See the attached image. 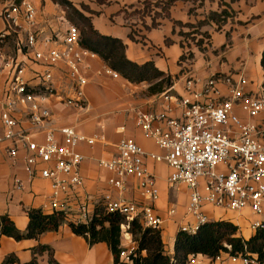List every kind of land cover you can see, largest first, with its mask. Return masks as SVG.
<instances>
[{"label": "crops", "instance_id": "crops-1", "mask_svg": "<svg viewBox=\"0 0 264 264\" xmlns=\"http://www.w3.org/2000/svg\"><path fill=\"white\" fill-rule=\"evenodd\" d=\"M30 2L37 10L38 28L44 37L62 39L69 25L65 11L53 0H0V32L6 29L1 19L4 7L9 2ZM84 15L91 17L94 29L101 35L121 40L125 45L126 58L137 64L152 63L171 80V85L160 79L150 83L134 84L123 77L114 78L104 72L107 64L97 56L85 57L81 71L87 80L84 88L85 107L77 109L66 106L57 99H50L46 106L56 128L73 127L77 133L96 139L93 145L81 144L77 152L83 156L79 174L83 185L75 189L69 199L70 221L79 217L78 202L86 199L91 211L102 205L104 196L114 200L146 204L138 183L133 178L124 181L120 191L109 184L113 173L100 167L101 161L118 156V144L131 139L146 153L163 156L166 151L153 139L145 137L136 124V110L161 116L153 127L166 130V121L181 119V97L187 95L186 81L193 78L197 89L211 77L218 80L219 101L230 98L231 85L240 77L246 79L244 96H255L264 87V69L261 66L264 52V0H179L167 7V0H67ZM156 26H153V24ZM23 35L9 33L0 45L6 58L17 56V42ZM47 51L44 47H38ZM22 59V58H21ZM26 62V78L43 68L30 59ZM68 69L59 65L54 69L55 83L67 87ZM8 71L0 72V87L6 81ZM70 91L67 89V92ZM235 113L244 122L254 123L259 131L256 140L264 143V115L248 117L241 103ZM13 117L24 129L29 128L27 117L21 111ZM4 133L0 120V138ZM33 145L44 142L43 135L32 130L27 132ZM59 143L62 136L56 134ZM9 143H0V216H8L16 228L24 232L29 224L31 210H48L50 183L37 175L29 180L25 171V158L32 154L31 148H19L16 162L7 155ZM144 165L157 181L160 194L155 203V212L163 224L160 228L166 253L174 254V244L182 226L193 223L186 216L189 190L184 185H170L171 173L165 163L144 158ZM39 167H42L40 165ZM24 183L22 191L13 189L14 179ZM203 213L209 221H229L238 227V234L250 240L255 232L251 224L257 217L249 208L240 213L204 206ZM75 223V222H74ZM45 246L53 251V260L58 264H114V257L105 243L93 246L83 237L73 234L68 226L57 232H47L37 239L16 241L0 237V264L13 256L15 264H27L34 258V250ZM125 255L137 249L129 233L121 237ZM145 255V254H144ZM121 256V261L130 264ZM51 256L44 252L37 256V264H52ZM189 264H243L240 258L222 254L219 259L196 256Z\"/></svg>", "mask_w": 264, "mask_h": 264}, {"label": "built area", "instance_id": "built-area-1", "mask_svg": "<svg viewBox=\"0 0 264 264\" xmlns=\"http://www.w3.org/2000/svg\"><path fill=\"white\" fill-rule=\"evenodd\" d=\"M37 16V10L28 1L19 5L9 2L1 14L6 29L0 32V45L9 33L23 35V40L17 42L16 57L6 58L0 47V72L8 71L6 81L0 87V120L4 129L0 143H9L7 155L13 162L18 158L19 148L33 150L25 158L28 179L39 175L48 181V210L51 214L60 213L70 218L68 201L73 198L75 189L83 185L79 174L83 156L76 149L81 144L93 145L96 139L77 133L73 127H54L46 104L50 99H57L66 106L83 109L87 80L81 67L85 57L94 59L97 55L82 46L81 33L73 25L68 26L62 39L44 37L38 28ZM41 46L47 51L40 50L38 47ZM21 58H28L43 69L32 72L33 77L28 79L26 62ZM61 64L68 69V84L63 88L54 79V69ZM104 72L119 77L109 68ZM225 82L231 85L230 98L219 101L215 77L208 79L200 89L196 88L197 82L193 78H188L187 95L179 100L183 117L166 121L165 131L153 127L155 122L162 120L161 116L135 111L137 126L146 138L153 139L166 151L163 156L146 153L133 140L123 139L117 146L118 156L99 163L101 168L113 173L108 182L120 191L125 189V179H135L146 202L139 205L114 200L111 195L104 196L102 205L106 212L117 213L123 218L122 235L128 233L133 221H138L143 228L157 230L163 224L155 212V203L160 197L157 181L145 167V157L170 168L168 184L184 185L189 190L186 216L193 223L182 226V232L195 235L209 221L203 213L204 206L237 213L249 208L257 217L251 224L252 231L264 232V143L256 140L257 126L242 121L235 113L241 103L248 117L264 115V87L259 94L245 97V78L240 77L234 84L231 79ZM18 111L26 115L28 129L13 117ZM29 130L41 133L43 144L33 145L27 133ZM58 133L62 143L56 139ZM23 188L24 183L15 178L13 189L22 191ZM77 210L79 217L74 219L75 224L88 225L94 214L90 203L86 199L80 200ZM122 255L131 263L130 254L123 252ZM194 258L192 256L190 262ZM237 258L243 264H258L255 256Z\"/></svg>", "mask_w": 264, "mask_h": 264}, {"label": "trees", "instance_id": "trees-1", "mask_svg": "<svg viewBox=\"0 0 264 264\" xmlns=\"http://www.w3.org/2000/svg\"><path fill=\"white\" fill-rule=\"evenodd\" d=\"M179 0H167V7ZM66 13L69 23L79 29L82 46L99 56L113 72L130 83L141 84L161 80L167 86L171 80L159 72L152 63L137 65L126 58L124 43L112 37L99 34L93 27L91 17L84 15L67 0H53ZM153 26H156L154 23ZM261 66L264 69V52ZM29 224L24 232L19 231L8 216H0V237L5 236L16 241L37 239L44 233L57 232L68 226L73 234L83 237L93 246L105 243L114 257V264H125L121 261L122 221L117 213H107L103 205H98L88 225L75 224L70 218L60 213L44 214L41 210L28 213ZM128 233L137 244V249L129 255L130 264H189L190 258L207 256L213 260L221 254L231 257L246 258L255 256L258 264H264V232L258 231L248 241L238 234V227L229 221L210 220L203 224L195 235L180 231L175 239L174 254L169 256L164 248L161 231L143 228L138 221H133ZM48 252L51 263L52 249L40 246L34 250V258L27 264H37V256ZM145 254V255H144ZM13 256L6 258L2 264H15Z\"/></svg>", "mask_w": 264, "mask_h": 264}, {"label": "rangeland", "instance_id": "rangeland-1", "mask_svg": "<svg viewBox=\"0 0 264 264\" xmlns=\"http://www.w3.org/2000/svg\"><path fill=\"white\" fill-rule=\"evenodd\" d=\"M69 22V21H68Z\"/></svg>", "mask_w": 264, "mask_h": 264}]
</instances>
